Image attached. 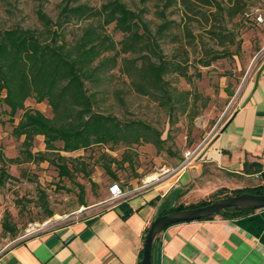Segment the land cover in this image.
Masks as SVG:
<instances>
[{"label": "rangeland", "instance_id": "obj_1", "mask_svg": "<svg viewBox=\"0 0 264 264\" xmlns=\"http://www.w3.org/2000/svg\"><path fill=\"white\" fill-rule=\"evenodd\" d=\"M87 1L96 5L101 2ZM124 1L133 9L144 6L143 17L152 29L160 22L155 9L163 0ZM261 1L246 0L242 12L224 21L225 27L235 33L234 40L224 45L210 37L200 13L191 12L193 17L187 20L179 3L167 9L168 17L176 21L166 29L169 34L165 33L158 41L164 57L181 63L184 72L173 65L163 74L171 87V113L159 100L139 91L138 85L146 82L142 73L127 76L119 64L111 69L109 88H120L123 100L113 90L98 94L99 109L120 118H140L149 128L142 125L137 129L109 130L106 140L92 141L72 150H65L62 140L53 141L51 147H47L43 133L26 136L16 133L13 127L27 107L37 108L51 117L53 110L48 101L27 96L24 107L12 114L9 105L2 100L0 170L3 168L8 175H4L0 184V250L32 231L97 214L110 202L108 185L113 180L126 189L135 185L142 189L155 181L172 178L193 162L234 109L241 105L264 61V23H256L250 13ZM59 2L0 0V27L13 24L40 27L36 10L41 8L55 19ZM201 8L209 14L210 10H215L214 5ZM170 9L173 11H168ZM79 26V21L66 25L69 41L77 36ZM106 30L119 47L122 32L114 27V22L107 24ZM174 34H177L176 39H172ZM181 45L187 50L185 58ZM203 46L227 51L202 64ZM123 54L130 55V51ZM104 164L110 165L116 177L105 170ZM148 175L154 177L146 178ZM262 182L260 176L257 182L242 187ZM225 193L231 192L219 191L206 200L217 195L224 197Z\"/></svg>", "mask_w": 264, "mask_h": 264}, {"label": "trees", "instance_id": "obj_2", "mask_svg": "<svg viewBox=\"0 0 264 264\" xmlns=\"http://www.w3.org/2000/svg\"><path fill=\"white\" fill-rule=\"evenodd\" d=\"M178 3L187 20L192 19L191 12L200 13L208 25L210 37L220 45L235 38V33L225 27L224 21L242 12L246 6V0H163L155 9L161 20L152 29L143 17L144 6L133 9L124 0H101L98 5L87 0H60L55 19L41 8L36 10L40 27L20 24L0 27V102L5 101L13 114L24 107L27 96H34L36 100L46 99L53 110L50 117L37 108L27 107L13 130L26 136L43 133L47 147H51L53 141L62 140L64 149L72 150L92 141L106 140L109 130L137 129L142 125L149 128L140 118H120L99 109L98 94L113 90L123 100L119 95L120 88H109L110 71L116 64L127 76L142 73L146 82L138 85L139 91L159 100L171 113V87L163 74L173 65L184 72L181 63L164 57L158 38L169 34L166 29L175 24L176 20L168 17L167 9ZM204 5H214L215 10L206 13L201 8ZM77 21L80 22L79 33L69 41L65 27ZM111 22L123 34L119 47L106 30V25ZM176 38L177 34L172 35V39ZM181 47L185 58L187 50ZM203 47L202 64H208L209 59L223 56L227 51ZM128 51L130 55L123 54ZM177 53L181 54L180 51ZM104 168L116 177L109 164H104ZM4 175L8 174L2 168L0 184ZM262 177V183L237 190L264 193V171ZM217 198L218 195L188 207L204 205ZM248 211L251 210L228 208L217 214L232 216Z\"/></svg>", "mask_w": 264, "mask_h": 264}, {"label": "crops", "instance_id": "obj_3", "mask_svg": "<svg viewBox=\"0 0 264 264\" xmlns=\"http://www.w3.org/2000/svg\"><path fill=\"white\" fill-rule=\"evenodd\" d=\"M245 98L213 142L172 178L132 186L91 217L13 240L0 250V264H140L146 230L158 215L262 176L264 65ZM151 264H264V208L168 225L153 239Z\"/></svg>", "mask_w": 264, "mask_h": 264}, {"label": "water", "instance_id": "obj_4", "mask_svg": "<svg viewBox=\"0 0 264 264\" xmlns=\"http://www.w3.org/2000/svg\"><path fill=\"white\" fill-rule=\"evenodd\" d=\"M263 65L264 61L261 63L255 74V80H257ZM245 101L246 98H244L241 104H243ZM226 122L227 121H225V123L221 126L220 130L225 127ZM216 134L213 139L209 141L208 145L213 142ZM228 208L239 211L264 208V193H256L246 190H235L226 195V197L217 198L204 205L182 208L158 215L150 223L147 229L144 238L140 264H151V249L153 239L155 235L164 227L178 222L202 219L208 216L215 215L218 212H225Z\"/></svg>", "mask_w": 264, "mask_h": 264}, {"label": "built area", "instance_id": "obj_5", "mask_svg": "<svg viewBox=\"0 0 264 264\" xmlns=\"http://www.w3.org/2000/svg\"><path fill=\"white\" fill-rule=\"evenodd\" d=\"M250 13L256 23H264V0L258 6L253 7ZM262 49H264V44L262 45ZM128 192L129 189L123 188L118 181L113 180L108 185L110 199L125 197Z\"/></svg>", "mask_w": 264, "mask_h": 264}, {"label": "bare ground", "instance_id": "obj_6", "mask_svg": "<svg viewBox=\"0 0 264 264\" xmlns=\"http://www.w3.org/2000/svg\"><path fill=\"white\" fill-rule=\"evenodd\" d=\"M154 177V175H148L146 178Z\"/></svg>", "mask_w": 264, "mask_h": 264}]
</instances>
